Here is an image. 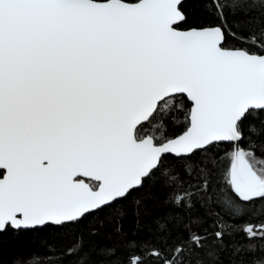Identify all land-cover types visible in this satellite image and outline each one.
<instances>
[{
    "label": "snow or ice",
    "instance_id": "6c2138e0",
    "mask_svg": "<svg viewBox=\"0 0 264 264\" xmlns=\"http://www.w3.org/2000/svg\"><path fill=\"white\" fill-rule=\"evenodd\" d=\"M187 20L183 0H0V233L77 221L221 143L236 151L230 189L264 198L240 147L243 123L264 114V49L225 50L219 28L180 31ZM180 97L186 130L138 137Z\"/></svg>",
    "mask_w": 264,
    "mask_h": 264
},
{
    "label": "trees",
    "instance_id": "16d2710c",
    "mask_svg": "<svg viewBox=\"0 0 264 264\" xmlns=\"http://www.w3.org/2000/svg\"><path fill=\"white\" fill-rule=\"evenodd\" d=\"M233 2L184 0L188 20L179 29L218 26L222 48L259 54L264 0H241L235 10ZM189 109L185 97L169 101L139 127L138 137L178 136L186 130ZM242 131L245 159L264 172V114L249 117ZM232 153L221 143L187 161L169 160L163 174L77 221L0 233V264H158V253L180 254L184 264H264V198L244 202L230 189Z\"/></svg>",
    "mask_w": 264,
    "mask_h": 264
},
{
    "label": "water",
    "instance_id": "95a60500",
    "mask_svg": "<svg viewBox=\"0 0 264 264\" xmlns=\"http://www.w3.org/2000/svg\"><path fill=\"white\" fill-rule=\"evenodd\" d=\"M184 1V0H183ZM97 2H101V3H103V2H107V0H105V1H97ZM123 2H125V1H123ZM139 2V0L137 1V2H133V3H138ZM127 3H129V2H127ZM203 28H219L220 30H221V33H222V35H221V42H220V47H222V44H223V41H224V33H223V31H222V29L220 28V27H218V26H212V27H203ZM180 30V29H179ZM188 29H186V30H180V31H187ZM224 49V48H223ZM225 50H241V49H225ZM186 98V97H185ZM188 101V100H187ZM189 103H190V109H189V112H190V110H191V102L190 101H188ZM145 123V122H144ZM143 138H152V137H150V136H144V137H142V139ZM235 157H236V151L235 150H233V153H232V161H231V163L232 162H234L235 161ZM247 161V160H246ZM248 162V161H247ZM46 163V162H45ZM2 172H3V174H2V176L0 177V179H3V175H4V170H2V169H0ZM81 179H84V178H81ZM89 184H90V182L91 183H96L95 181H91V180H88L87 181ZM105 207V206H104ZM68 222H70V221H64V222H62V223H68ZM61 223V224H62ZM49 224H51V225H56V224H53V223H51V222H49Z\"/></svg>",
    "mask_w": 264,
    "mask_h": 264
},
{
    "label": "rangeland",
    "instance_id": "374dc122",
    "mask_svg": "<svg viewBox=\"0 0 264 264\" xmlns=\"http://www.w3.org/2000/svg\"><path fill=\"white\" fill-rule=\"evenodd\" d=\"M140 138H142V137H140Z\"/></svg>",
    "mask_w": 264,
    "mask_h": 264
},
{
    "label": "flooded vegetation",
    "instance_id": "af4514ba",
    "mask_svg": "<svg viewBox=\"0 0 264 264\" xmlns=\"http://www.w3.org/2000/svg\"><path fill=\"white\" fill-rule=\"evenodd\" d=\"M95 185V184H94Z\"/></svg>",
    "mask_w": 264,
    "mask_h": 264
}]
</instances>
